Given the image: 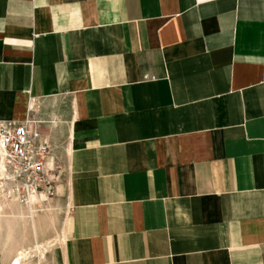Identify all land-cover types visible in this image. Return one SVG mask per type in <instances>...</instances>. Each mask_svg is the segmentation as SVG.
I'll list each match as a JSON object with an SVG mask.
<instances>
[{
	"label": "crops",
	"instance_id": "obj_1",
	"mask_svg": "<svg viewBox=\"0 0 264 264\" xmlns=\"http://www.w3.org/2000/svg\"><path fill=\"white\" fill-rule=\"evenodd\" d=\"M28 114L65 171L49 264H264V0H0Z\"/></svg>",
	"mask_w": 264,
	"mask_h": 264
},
{
	"label": "built area",
	"instance_id": "obj_2",
	"mask_svg": "<svg viewBox=\"0 0 264 264\" xmlns=\"http://www.w3.org/2000/svg\"><path fill=\"white\" fill-rule=\"evenodd\" d=\"M42 124L30 114L0 120V195L23 206L52 199L65 175Z\"/></svg>",
	"mask_w": 264,
	"mask_h": 264
},
{
	"label": "rangeland",
	"instance_id": "obj_3",
	"mask_svg": "<svg viewBox=\"0 0 264 264\" xmlns=\"http://www.w3.org/2000/svg\"><path fill=\"white\" fill-rule=\"evenodd\" d=\"M13 201L0 195V206L4 207L9 203L13 205L15 204ZM40 206L35 229L30 225L31 223L23 219L7 218L5 214H0V246L5 248L6 252H10L11 256H15L9 264H15L16 256L23 250L30 254L21 264H49L50 252L64 239L67 208L58 205L57 194L52 199L44 200ZM25 217L35 225L34 216L25 215ZM16 228H18L17 234L13 235ZM37 245L44 247V255L41 256Z\"/></svg>",
	"mask_w": 264,
	"mask_h": 264
},
{
	"label": "bare ground",
	"instance_id": "obj_4",
	"mask_svg": "<svg viewBox=\"0 0 264 264\" xmlns=\"http://www.w3.org/2000/svg\"><path fill=\"white\" fill-rule=\"evenodd\" d=\"M0 172H2V169L0 168ZM35 199V198H34ZM13 202H16L15 200ZM20 204V203H19ZM36 203L34 204H30L28 206H24L28 211L29 213H37L40 211L41 209V204H38V205H35ZM22 205V204H21ZM23 206V205H22ZM43 211V210H42ZM38 248V250L40 251L39 253L42 255L45 254V250H44V247L42 245H37L36 246ZM30 254V252H27L26 250H23L22 252H20L17 256H16V260H15V264H21V263H24L27 258H28V255Z\"/></svg>",
	"mask_w": 264,
	"mask_h": 264
}]
</instances>
